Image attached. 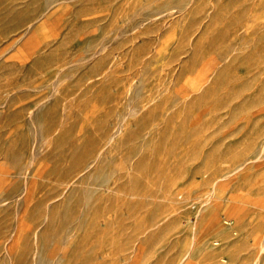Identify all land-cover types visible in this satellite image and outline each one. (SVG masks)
Segmentation results:
<instances>
[{"label": "rangeland", "instance_id": "obj_1", "mask_svg": "<svg viewBox=\"0 0 264 264\" xmlns=\"http://www.w3.org/2000/svg\"><path fill=\"white\" fill-rule=\"evenodd\" d=\"M0 264H264V0H0Z\"/></svg>", "mask_w": 264, "mask_h": 264}]
</instances>
